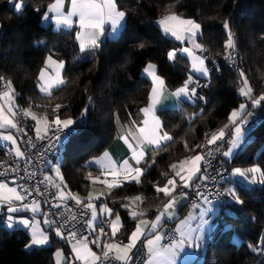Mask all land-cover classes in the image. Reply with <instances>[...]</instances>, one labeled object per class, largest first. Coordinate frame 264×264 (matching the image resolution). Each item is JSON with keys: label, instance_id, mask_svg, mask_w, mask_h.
Listing matches in <instances>:
<instances>
[{"label": "trees", "instance_id": "16d2710c", "mask_svg": "<svg viewBox=\"0 0 264 264\" xmlns=\"http://www.w3.org/2000/svg\"><path fill=\"white\" fill-rule=\"evenodd\" d=\"M23 1L25 7L17 12L8 0H0V77L11 81L19 108L30 107L49 120L56 116L73 119L74 130L60 156V172L67 190L74 194L84 196L90 187L89 173L98 174L86 162L112 143L115 119L127 122L146 103L150 83L141 75L145 66L154 64L170 90L182 86L188 77L185 58L168 61V51L179 45L161 32L156 25L159 20L175 14L200 24L197 42L206 49L203 55L219 65L218 74L211 73L207 80L198 81V92L204 100L197 98L194 105L182 103L177 110L158 112L173 140L147 155L141 182L125 183L106 196L107 205L121 216L122 228L116 238L124 241L134 226L129 209L122 207L127 204L126 197L142 196L139 209L149 218L156 214L166 197L154 186L166 184L172 164L196 154L187 151L185 144L189 148L203 145L227 122L230 112L245 102L239 93L243 86L240 72H244L254 96L264 94V0H116L118 8L126 13L120 35L113 41L105 38L99 48L84 53L78 49L74 32H57L41 25L46 4ZM225 21L242 57L240 72L222 61L228 35ZM50 53L64 62V83L48 96L39 93L37 82ZM57 104L62 107L53 112ZM252 111L256 125L247 126L250 140L231 165L253 164L264 169V107ZM3 150L0 148V161ZM236 188L244 202L238 205L226 198L227 206L214 219V234L199 264H264L262 250H253L264 239V185ZM29 239L24 230L5 229L0 214V264H54L56 243L69 256L67 248L53 237L46 247L26 250Z\"/></svg>", "mask_w": 264, "mask_h": 264}, {"label": "snow or ice", "instance_id": "6c2138e0", "mask_svg": "<svg viewBox=\"0 0 264 264\" xmlns=\"http://www.w3.org/2000/svg\"><path fill=\"white\" fill-rule=\"evenodd\" d=\"M64 2L65 0H53L43 18L46 21L52 19L57 26H72L73 17H78L79 31L75 34V39L78 41L81 53L99 48L101 38L118 33L125 21L126 13L118 8L116 0H71V8L67 15L61 11ZM8 3L13 5L17 12L25 7L17 0H8ZM158 23L164 33L170 34L181 44L187 41L190 45L169 50L168 60L176 59L178 54H186L191 59L192 73L195 74V79L192 74L188 75L182 86L170 92L169 95L175 97L177 101L195 102L197 98L204 100L205 98L198 92V81L200 78L210 77L211 70L206 66V58L196 54L197 51H206L200 43L196 42L197 33L201 28L200 24L193 19H184L175 14L165 15ZM224 28L228 32L224 43L225 58L233 59L236 45L228 21L224 22ZM140 47L143 48V45L141 44ZM53 57L54 53L47 56L45 66L38 76L37 87L41 93L48 96H51L52 88L64 83L61 77L64 62L57 61ZM49 68L52 70L51 74L47 71ZM144 71L151 77L152 87L148 95L147 106L140 109L143 118L141 120L132 118V128L120 137L130 150L131 157L118 163L111 159L109 152L105 151L101 156L92 157L86 162L89 168L98 165L100 174L105 177L104 180H100L99 176L94 178L89 173L87 179L93 184L104 183L109 192L113 188L122 187L124 183L141 182L140 178L146 171L140 167L145 158V145L149 146L148 150L158 152L162 145L173 140L156 114L158 105L165 98V81L157 75L156 66L152 63H149ZM240 77L243 80V86L239 93L245 97V102L240 103L237 109L230 112L227 117L228 124L212 132L207 137L206 144H197L193 148L185 144L187 151L196 154L179 161V165L172 164L170 167L173 175L167 179V183L162 187L154 186L157 193H163L165 197H168L162 209H158V214L154 219L140 218L144 216L142 211L129 210L131 217L137 219L138 222L135 229L127 236V242L116 239L122 227L120 214L114 213V210L106 203H101L99 206L95 203L105 195L104 193L94 196L92 192H89L85 203V198L71 191H65L67 185L60 172L61 160L56 154L67 139L65 130L74 124L73 119H61L56 116L49 120L46 116H37L30 107L19 108L15 105V91L11 81L5 82L4 90L0 91V101H3L0 103V147L7 149L9 160L0 161V168H3V171H0V177L4 178L0 179V214H3L6 209V227L8 229L22 227L29 231L30 239L25 245L26 249L48 245L50 243L48 230L54 232L56 237L69 244L73 254L71 257H66L58 249L55 252L56 264H76L77 261L80 264H97L98 261L99 264H112L113 260L118 261L119 264H176L180 252L185 247L199 248L203 240V232L208 225L207 213L212 211V208L205 206L212 204L213 194L217 199L227 196L239 205L244 201L233 184L234 179H242L248 185H264V169L259 165L245 169L235 167L231 171L227 168L236 150L240 149L242 144L250 138L247 125L249 118L253 116L252 110L264 107V94L254 96L253 89L243 71L240 72ZM0 80L3 78L0 77ZM193 83H196L197 87H193ZM61 107L62 105L57 104L52 110L58 112ZM21 114L24 118H31L35 122L33 129L35 139L42 142L39 147L33 142L26 126H22V121L19 119ZM13 129L15 133L11 131ZM60 133L64 135L61 136ZM24 137L27 139L25 140ZM21 145L26 147L22 149ZM225 145H227L226 149ZM33 149L35 151H32ZM197 149L200 151L197 152ZM49 153L55 155V159H49ZM33 157H38L35 163L42 164L43 168L30 167L34 164ZM218 157L222 158L215 166V175H212L209 169L213 167L212 161L217 160ZM129 160L134 161L135 166L130 164ZM20 161H24L23 169L20 167ZM155 163L156 160L153 159L152 164ZM178 167L180 170H177ZM48 169H51L59 183L47 174ZM38 171L42 179H36ZM9 173L12 174L10 180L8 179ZM108 176L113 178L111 182H108ZM10 184L13 186H9ZM193 184H195V195L198 202L192 204V208H200L199 216L194 217L189 213L184 219H179L177 216L179 197L187 198L189 193L181 192L177 195L173 193L176 192L177 187L191 189ZM41 185L44 186L43 189ZM49 187L56 191L50 193ZM126 199L135 208H139V204L143 202L140 195L126 197ZM69 200L74 201L77 208L82 207L83 210L77 214L68 207ZM41 204H51V208L48 211H42ZM122 207L129 208V205L124 204ZM51 209H57V211L53 212ZM21 212L32 215H16ZM37 216L44 217V229L41 228ZM197 219L198 223L193 228L191 222ZM177 220L179 223H176ZM168 221L176 225L174 231L179 235V239L173 238L165 245L161 244V241L165 237L163 229ZM105 224L108 225L107 228ZM78 225L83 227H78ZM93 234H95L94 238ZM90 244H95L97 248H100L102 255L92 251ZM141 247L146 249V252L142 253ZM253 250H264V239H261Z\"/></svg>", "mask_w": 264, "mask_h": 264}, {"label": "crops", "instance_id": "0c3cea01", "mask_svg": "<svg viewBox=\"0 0 264 264\" xmlns=\"http://www.w3.org/2000/svg\"><path fill=\"white\" fill-rule=\"evenodd\" d=\"M17 2H21V3L24 4V1H23V0H17ZM42 2H43L42 0H39V3H40V4H44V5L46 4V5L44 6V10H43V13H42V16H41V25H42V26H50L52 30L57 31V32H59V31H66V32L72 31V32H74V34H76V33L79 31L78 17H73L74 24H73L72 26H65V25L57 26V25L53 22L52 19H49V20H47V21L44 20V18H43V17H44V14H45V12H46L47 9H48L49 4L52 3L53 0H47V3H46V0H45V3H42ZM12 6H13V5H12ZM13 7H14V6H13ZM40 7H42V5H41V6H38L37 9L40 8ZM70 8H71V0H65L64 5H63L61 11H62L65 15H67V13H68V11L70 10ZM15 11H16V10H15ZM124 25H125V21L123 22V26L119 29V32H118V33H116L115 35H112V36H107V35H105L104 37L101 38L102 41H103L105 38L108 39V40H111V41L116 40V39L118 38V36L120 35V33H121V31H122ZM156 25H157V27L161 30V32H162L167 38L171 39L172 41L176 42V43L179 45L178 48H182V47H184V46H190V45L187 44V41H185L184 44H181L179 41H176L175 38L172 37L170 34H166V33H164V31H163V29L161 28V26L159 25V23H156ZM106 27H108V26L106 25ZM199 34H200V31L197 33V36H196V42H197V37L199 36ZM75 40H76V39H75ZM76 43H77V45H78V49H79V44H78V41H77V40H76ZM197 43H198V42H197ZM79 50H80V49H79ZM88 51H91V50H88ZM88 51H86V52H88ZM196 54H197V55H202V56H203V52H199V51H197ZM178 56L183 57V58H185V59L187 60V62H188V67H189V69H188V75L192 74V75L194 76V79H195V74L192 73V69H191V59H190L189 57H187L186 54H184V55H180V54H178L177 57H178ZM53 58H54V57H53ZM54 59H55V58H54ZM45 60H46V59H45ZM56 60H57V59H56ZM174 60H175V59H174ZM174 60H172V61H169V60H168V61H169V62H173ZM57 61H58V60H57ZM44 66H45V61H44ZM44 66H43V68H44ZM146 66H147V65H146ZM146 66H145V68H146ZM145 68H144V69H145ZM144 69L141 71V75H142L143 78H145L146 80L149 81L150 86H149V90H148V94H147L146 103H145L144 106H142L141 108H144V107L147 106V104H148V95H149L150 90H151V87H152V85H151V77H149V76L147 75V73L144 71ZM47 71H48L50 74H51V72H52L51 68L47 69ZM63 71H64V68L61 70V77H62ZM38 76H39V75H38ZM62 79H63V78H62ZM200 79L207 80L208 78H200ZM38 83H39V81L37 82V84H38ZM198 84H199V87H200L201 84H200V83H198ZM61 85H62V84H61ZM61 85L52 88L50 91H52V90H54V89H56V88H59ZM165 86H166V85H165ZM192 86H193V87H197V84H196V83H193ZM176 89H177V88H176ZM176 89H174V90H170V89H168V88L166 87V91H165V93H164V97H165V98L162 99L160 105H158V110H157V113H156L157 116H158V112H160V111H166V110H177V109H179L182 103H187V104H189V105H194V104L196 103V100H197V99L195 100V102H192V101H184V100L177 101V99H176L175 97H171V96L169 95V93L172 92V91H175ZM37 90L39 91V88H38V87H37ZM39 93L42 94V95H46V94H44V93H41L40 91H39ZM244 99H245V97H244ZM1 103H3V102H1ZM15 105H16V104H15ZM238 107H239V106H238ZM141 108H140V109H141ZM249 108H250V103H249ZM140 109H139L138 113L135 114V116H133L132 118H134V119H136V120H141V119L143 118V114L140 112ZM236 109H237V108H236ZM33 112H34V111H33ZM35 113H36V112H35ZM132 118L129 119L127 122H121L118 118L115 119L116 136H115L114 140L112 141V143H111V144L107 147V149L105 150V151L109 152L111 159H113L114 161H116V162H118V163H122L125 159H129V158L131 157V152H130V150L128 149L127 145H125L124 142L120 139V137H121L122 135L126 134L127 131H128L130 128H132ZM158 118H159V116H158ZM225 124H228V120H227V122H226ZM225 124H224V125H225ZM224 125H223L222 127H224ZM248 134H249V136H250V131H249V129H248ZM249 140H250V138L247 139V142H248ZM168 142H169V141H168ZM168 142H166V143H168ZM247 142H246V143H247ZM246 143L242 144L241 148L236 150V153H235L233 159H234V158L237 156V154H239V152L245 147ZM164 145H165V144H164ZM162 146H163V145H162ZM144 147H145V158H144V160H143V161L141 162V164H140V167H141V168H142L143 164H144L145 161H146L147 155H148L150 152H152V151L148 150V149H149V146L145 145ZM226 147H227V145H225V149H226ZM0 148L6 149V148H4V147H0ZM105 151H104V152H105ZM104 152H103V153H104ZM103 153H102V154H103ZM102 154H100L99 156H101ZM97 157H98V156H97ZM186 158H187V157H186ZM221 158H222V157H221ZM184 159H185V158H183L182 160H184ZM233 159H232V160H233ZM180 161H181V160H180ZM129 162H130V164H132L133 166H135V162H134V161L129 160ZM176 164L179 165V162L176 163ZM185 167H187V166H185ZM93 168H95V169L97 170V173H98V174H96V175L93 176V177L95 178V177L99 176V177H100V180H104L105 177L102 176V175L100 174L99 166H98V165H94ZM177 170H180L179 167L177 168ZM49 173H50V169H48V173H47V174L51 176V174H49ZM172 175H173V171H172ZM172 175H171V176H172ZM53 179H54V178H53ZM112 179H113V178H112L111 176H108V177H107L108 182H111ZM54 180H55L56 183H58V180H57V179H54ZM88 181H89V180H88ZM233 182H235V181H233ZM89 183H90V187H89V189L87 190V193H86L84 196H81V195H79V196H80L81 198H85V202H87L86 198H87L89 192H92L94 196H95V195H98V194H100V193H104L105 195L101 196V198H100L99 200H96L95 203L97 204V206H99L101 203H106V204H107L105 198H106V196L112 191V189H111V191L109 192V189L106 187V185H105L104 183H99V182H98V183H96V184H93L91 181H89ZM131 183H135V182H131ZM166 183H167V182H166ZM124 184H125V183H124ZM233 184H234L235 186H236V185H239V184H236V183H233ZM10 185H11V184H10ZM229 186H232V185H229ZM113 189H114V188H113ZM65 191H68L67 188L65 189ZM181 192H183V188H182V187H177L176 192L173 193V195H177L178 193H181ZM161 194H163V193H161ZM77 195H78V194H77ZM163 195H164V194H163ZM226 198L228 199L229 202H232V201L230 200L229 197L226 196ZM167 199H168V197H166V199H165L164 202L161 204V206H159L158 209H162L163 204L167 202ZM68 202H74V201L69 200ZM196 203H197V202H196ZM127 204L129 205V208H127V209H129V210H130V209H131V210H136V211L140 210L139 208H135V206L132 205L128 200H127ZM108 207H109V206H108ZM205 207L212 208V211L209 212V213H207L206 219L208 220V225L206 226V228H205V230H204V232H203V240H202V242L200 243L199 248H196V247H192V248L185 247L184 250H183L182 252H180V254H179L178 258H177V262H176V264H199V263H200V261H201V259H202V256H203V254H204V252H205L206 246H207V244L210 242V240H211V238H212V236H213V234H214V230H215V221H214V219H215L218 215H220V213H221V208H220L219 206H217L216 204H209V205H206ZM214 207L218 209V212H216V211L214 210ZM177 209H178V210H177V216L179 217V219H184L185 217L188 216L189 213H191L194 217H198V216H199L200 208H195V209L192 208V205H188V199L185 198V197H179V204L177 205ZM129 210H128V217H129L131 220H133V222H134V226H133V228H132V230H131V231H133V230L135 229L136 223H137L138 221H137V219H133V218L131 217V215L129 214ZM142 211H143V210H142ZM226 212H228V211H226ZM143 213H144V216H143V217H140V218H144V219H149V220H151V219H154L155 215L158 214V210H157L156 214H155L153 217H151V218H149V217L147 216V214H146L145 211H143ZM22 214H23V212H21V213H17L16 215H22ZM1 216H2V225L4 226L5 229H7L8 231H14V230H17V228H15V229H8V228L5 227V225H4V219H5V216H6V209H4V213L1 214ZM41 217H42V219H44L43 216H41ZM113 218H114V216H113ZM176 223H179V220H177ZM197 223H198V219H197V220H193V221L191 222V226H192L193 228H195L196 225H197ZM175 226H176V225H175L174 223H172L171 221H168V222H166V225H165V228L163 229V232H164V233H167V232H169L170 230L173 231V232H175V231H174ZM121 228H122V227H121ZM50 231H51V230H50ZM171 231H170V232H171ZM51 233H52V232H51ZM130 233H131V232H130ZM130 233H129V234H130ZM52 234H53V233H52ZM129 234H128V235H129ZM176 234H177V233H176ZM195 234H196V233H194V235H195ZM53 235H54V234H53ZM117 235H118V233H117ZM94 236H95V234H93V238H94ZM54 237H55V235H54ZM55 239H56V237H55ZM116 239H117V238H116ZM177 239H179V235H178V234H177ZM56 240H57V239H56ZM117 241H121V240H118V239H117ZM123 242H127V237H126V240H124ZM161 244H162V241H161ZM89 247L92 249V251L96 252L98 255L100 254L101 249H100V248H97L95 244H90ZM66 248H67V247H66ZM67 250H68V254H69L68 257H71V256L73 255V254H72V249H71V247H70V248H67ZM144 251L146 252V249H144Z\"/></svg>", "mask_w": 264, "mask_h": 264}, {"label": "built area", "instance_id": "2783aa9c", "mask_svg": "<svg viewBox=\"0 0 264 264\" xmlns=\"http://www.w3.org/2000/svg\"><path fill=\"white\" fill-rule=\"evenodd\" d=\"M233 35V34H232ZM234 37V36H233ZM225 49L223 48V56H222V61L227 65L229 66L230 68L240 72L241 70V66H242V57L241 55L238 53L237 49L235 48L234 52H233V59H226L225 58ZM206 59H205V63H206V66L211 70L210 74L211 73H215V74H218L219 72V65L217 63V61L215 59H213L212 57H210L209 55H203ZM5 82H7L5 79L3 80H0V91L4 90V84ZM2 101H0L1 103ZM19 119L22 121V126H26V130L28 131L29 135L32 137L33 139V142L37 145V147L40 146V144L42 143L41 141H37L35 139V134L33 132V123L28 119V118H24L22 116V114L19 116ZM256 115L253 114V116L251 118H249V123H248V127L249 128H252L256 125ZM53 129H55V126L53 125L52 126ZM65 132L67 133V139L66 141L63 142V147H64V144L69 140L70 138V135H71V132H70V129H66ZM22 136V133L20 134ZM61 136L64 135V133H60ZM24 139L26 140L27 137H24ZM206 144V142L204 143ZM22 149L24 147H26L25 145H21ZM63 147H61L59 149V152L56 154L59 156H61V153H62V150H63ZM32 151H35L34 149ZM238 155V154H237ZM49 159H55V155H53L52 153H49V156H48ZM12 159L14 160V156L12 157ZM38 159V157H33V161H34V164L30 167H35L37 169H41L43 168V165L42 164H36L35 161ZM219 159H221V157H218L217 160H214L212 161L213 163V167L209 169V173L212 174V175H215V166L218 165L219 163ZM9 160V154L7 153V149H4L3 150V160L2 161H8ZM24 161H20V167L21 169L24 168ZM227 168L229 169V171H231V168H232V165L231 163H229L227 165ZM0 171H3V168H0ZM21 174H23V172H21ZM11 173H9V177L8 179L10 180L11 179ZM0 179H4L3 177H0ZM36 179H42V176H40L39 174V171H38V174H37V177ZM21 183H24V181H21ZM27 183H31V182H27ZM43 185H41V188L43 189ZM56 190L49 187V192H55ZM195 184H193V187L191 189H183V192H188L189 193V196L187 197L188 199V205H192L196 202H198L197 200V197L195 195ZM31 199V197L29 198ZM37 199H41L40 197H37ZM212 199V204H216L217 206H219L220 208H224L227 206V199H226V196H223V197H220L219 199L216 198V196L213 194V196L211 197ZM86 203V202H85ZM68 204V207L72 208L75 212H77V214H79L80 211H82V207L81 208H77V206L75 205V202H67ZM51 208V204H41V209L42 211H48L49 209ZM53 212H56L57 209H51ZM61 211H63V209H61ZM138 211H142V210H138ZM143 212V211H142ZM78 227H83L82 225H78ZM105 227L107 228L108 225L105 224ZM11 232V231H9ZM52 232V231H51ZM54 235L55 233L52 232ZM83 234H86V233H83ZM109 235H110V232H109ZM56 237V236H55ZM173 238H176L177 239V234L173 231H169L167 233H165V237L164 239L162 240V244H168ZM57 241H59L61 244H63L65 247L67 248H70L69 244L66 242V241H62L60 240L58 237H56ZM138 247H140V245H138ZM141 252L144 253V249L141 247ZM262 253L264 255V250H262ZM99 255H102V253L100 252ZM76 264H80L79 261L76 262ZM97 264H99V261L97 262ZM112 264H119L118 261H115L113 260Z\"/></svg>", "mask_w": 264, "mask_h": 264}, {"label": "rangeland", "instance_id": "374dc122", "mask_svg": "<svg viewBox=\"0 0 264 264\" xmlns=\"http://www.w3.org/2000/svg\"><path fill=\"white\" fill-rule=\"evenodd\" d=\"M3 102V101H2ZM37 114V113H36ZM37 116H40V117H44V116H42V115H39V114H37ZM32 123H33V129H34V124H35V122L34 121H32L31 120V118H28ZM70 131H71V133L73 132V125L72 126H70ZM13 133H15V130L13 129V130H11ZM33 132H34V130H33ZM35 134V133H34ZM60 160H61V157H60ZM252 166H257V165H249V166H246V167H241V166H238V165H233L232 166V168L231 169H233V168H235V167H240V168H242V169H245V168H249V167H252ZM49 174H51V176L54 178V179H57L56 177H55V175H54V173L51 171V169H50V173ZM58 180V179H57ZM234 181L235 182H233V183H236V184H239V186H244V187H246V188H248V187H252V186H255V185H248L246 182H243L242 181V179H239V178H236V179H234ZM58 183H59V180H58ZM257 185V184H256ZM9 186H13V185H9ZM214 210L216 211V212H218V209L217 208H215L214 207ZM32 214L31 213H23L22 215H17V216H31ZM222 217V216H221ZM37 219L40 221V226H41V228L42 229H44L45 228V226H44V224H43V219H42V217L41 216H37ZM4 225H5V227H6V219H4ZM7 228V227H6ZM17 229H21V230H24L25 232H27L28 233V235L30 236V233H29V231L28 230H25V229H23L22 227H17ZM48 234H49V237L51 238V237H53L54 239H55V237H54V235L51 233V231L50 230H48ZM51 242V241H50ZM49 244H51V243H49ZM48 244V245H49ZM48 245H46V246H48ZM46 246H41V247H32V248H43V247H46ZM32 248H30V249H32ZM26 249V248H25ZM30 249H26V250H30ZM61 250L63 253H64V250H63V248L61 247V246H59L57 243H56V245H55V250H54V252H53V255H52V260H53V263L54 264H56V258H55V252L57 251V250ZM65 255V254H64Z\"/></svg>", "mask_w": 264, "mask_h": 264}, {"label": "water", "instance_id": "95a60500", "mask_svg": "<svg viewBox=\"0 0 264 264\" xmlns=\"http://www.w3.org/2000/svg\"><path fill=\"white\" fill-rule=\"evenodd\" d=\"M158 23V22H157Z\"/></svg>", "mask_w": 264, "mask_h": 264}]
</instances>
